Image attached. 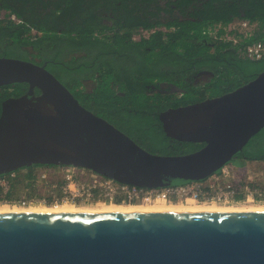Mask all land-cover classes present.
Masks as SVG:
<instances>
[{
	"label": "water",
	"instance_id": "95a60500",
	"mask_svg": "<svg viewBox=\"0 0 264 264\" xmlns=\"http://www.w3.org/2000/svg\"><path fill=\"white\" fill-rule=\"evenodd\" d=\"M18 84L28 88L0 103V177L74 166L138 187L183 185L246 166L239 155L264 128V71L162 111L167 136L205 144L176 155L139 145L44 65L0 57V87ZM0 264H264V210L0 211Z\"/></svg>",
	"mask_w": 264,
	"mask_h": 264
},
{
	"label": "trees",
	"instance_id": "16d2710c",
	"mask_svg": "<svg viewBox=\"0 0 264 264\" xmlns=\"http://www.w3.org/2000/svg\"><path fill=\"white\" fill-rule=\"evenodd\" d=\"M235 17L264 19V0H0V57L44 65L85 107L150 152L185 154L205 144L167 136L159 114L234 90L264 71V58L244 59L241 46L205 34ZM159 27L166 31L135 39L139 29ZM255 40H264V33ZM200 70L214 76L198 81ZM173 84L185 91L164 92ZM27 88L0 87V103ZM239 156L264 160V128ZM35 169H26L24 179L35 178ZM20 171L6 194L0 186V199L16 197Z\"/></svg>",
	"mask_w": 264,
	"mask_h": 264
},
{
	"label": "built area",
	"instance_id": "2783aa9c",
	"mask_svg": "<svg viewBox=\"0 0 264 264\" xmlns=\"http://www.w3.org/2000/svg\"><path fill=\"white\" fill-rule=\"evenodd\" d=\"M3 12L1 16H5ZM11 18L17 22L14 15ZM157 28L139 29L135 39L148 38ZM34 35L40 34L35 30ZM264 33V19L256 20L235 17L227 23H215L205 29V34L223 43L241 46V57L249 60L264 58V40H255ZM248 42V43H246ZM37 168H42L39 172ZM241 168L226 165L221 172L208 179L166 188H144L118 182L88 169L74 166L36 167L32 186H44L46 193L34 196L15 197L1 201L21 206L33 204H58L70 202L93 203L103 202H186L194 199L197 202H216L223 204L241 203L243 201L261 200L264 190L248 183L235 181ZM10 176V177H8ZM16 172L0 177V186L6 194L12 185ZM60 191L61 195L57 196ZM52 198L49 200V198Z\"/></svg>",
	"mask_w": 264,
	"mask_h": 264
},
{
	"label": "bare ground",
	"instance_id": "6f19581e",
	"mask_svg": "<svg viewBox=\"0 0 264 264\" xmlns=\"http://www.w3.org/2000/svg\"><path fill=\"white\" fill-rule=\"evenodd\" d=\"M8 203V202H7ZM94 206H78L70 202L58 203L52 206L39 207H22L21 205L0 206V211H168V210H264V206H222L216 202H197L194 199H189L186 203L176 202L172 203L164 200H158L155 203L144 201L141 203L148 204H115L116 202H93ZM111 203V204H107ZM129 203V202H121ZM151 203V204H149ZM90 204V203H87ZM44 205V204H43Z\"/></svg>",
	"mask_w": 264,
	"mask_h": 264
},
{
	"label": "rangeland",
	"instance_id": "374dc122",
	"mask_svg": "<svg viewBox=\"0 0 264 264\" xmlns=\"http://www.w3.org/2000/svg\"><path fill=\"white\" fill-rule=\"evenodd\" d=\"M158 29L162 30L163 32L166 31V29L164 27H159V28H157V30ZM32 35H34V34L32 33ZM37 169L39 172L42 168H37ZM27 174H28V171L26 169L21 170L20 173L18 174L20 179L18 180L19 182L17 183V185L14 188V195L18 196V197H21L24 195L34 196V192L44 195V193H46V188L44 186H38V187L32 186L31 182L24 179ZM235 181H241L244 184L248 183L250 185L255 186L258 189L264 190V160L248 161L246 166L242 167V169H240L239 172L236 174ZM35 188H36V191L34 190ZM0 200H2V198ZM151 203H155V202H151ZM151 203H149V204H151ZM167 203H169V202H167ZM174 203H176V202H174ZM181 203H186V202H181ZM9 204L10 203L3 202V201L0 202V206L9 205ZM107 204H111V203H107ZM115 204H148V203L136 202V203H115ZM13 205H17V204H10L9 206L13 207ZM52 205H56V204H44V205L43 204H33L30 206H22V207H39V206H52ZM76 205H78V206H94L97 204L96 203H90V204H85V203H79L78 204L77 203ZM218 205H222V206H232V205H235V206H239V205L264 206V197L261 200L243 201L241 203H233V204L219 203ZM18 206H20V205H18Z\"/></svg>",
	"mask_w": 264,
	"mask_h": 264
},
{
	"label": "flooded vegetation",
	"instance_id": "af4514ba",
	"mask_svg": "<svg viewBox=\"0 0 264 264\" xmlns=\"http://www.w3.org/2000/svg\"><path fill=\"white\" fill-rule=\"evenodd\" d=\"M207 72H211L209 70H200L199 72H197L196 77L197 80H208V78L210 77V75ZM161 88H167L169 87V84L167 82H161L160 83Z\"/></svg>",
	"mask_w": 264,
	"mask_h": 264
},
{
	"label": "crops",
	"instance_id": "0c3cea01",
	"mask_svg": "<svg viewBox=\"0 0 264 264\" xmlns=\"http://www.w3.org/2000/svg\"><path fill=\"white\" fill-rule=\"evenodd\" d=\"M241 169H242V167H241Z\"/></svg>",
	"mask_w": 264,
	"mask_h": 264
}]
</instances>
